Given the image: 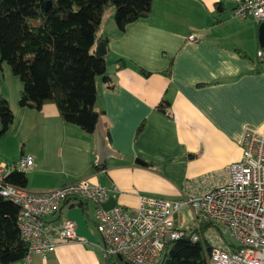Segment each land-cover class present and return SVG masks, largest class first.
Returning <instances> with one entry per match:
<instances>
[{"label":"crops","instance_id":"obj_1","mask_svg":"<svg viewBox=\"0 0 264 264\" xmlns=\"http://www.w3.org/2000/svg\"><path fill=\"white\" fill-rule=\"evenodd\" d=\"M233 7L229 0H153L151 15L123 32L115 24V10L105 11L93 52L105 58L113 87L102 77L96 80V109L104 112L97 133L104 134L108 124L114 154L100 171L95 169L98 134L66 124L54 103L41 110L21 107L24 84L3 62L0 95L8 99L14 121L0 137V163L10 166L32 155L28 191L89 180L110 188V197L128 208H136L142 194L182 199L227 181L229 166L241 158L245 127L264 131L260 24L232 17ZM193 32L200 36L197 42L188 41ZM119 59L125 68H117ZM163 99L171 104L169 116L156 110ZM67 219L77 223L81 241L10 264H103L96 206L64 205L47 223L60 226ZM192 220L185 207L180 221Z\"/></svg>","mask_w":264,"mask_h":264},{"label":"built area","instance_id":"obj_2","mask_svg":"<svg viewBox=\"0 0 264 264\" xmlns=\"http://www.w3.org/2000/svg\"><path fill=\"white\" fill-rule=\"evenodd\" d=\"M229 1L234 4L232 17L264 22V0ZM199 39L196 32L188 35V41ZM257 55L263 58L264 50L259 49ZM240 146L241 158L229 166L227 181L182 199L142 194L136 208L116 204L106 210L103 204L111 189L100 182L79 180L47 192H30L9 183L6 179L13 171L34 170L32 155L22 156L10 166L0 163V196L20 207L18 226L29 246L27 261L33 254L46 257L60 243L81 241L74 220L54 226L47 218L64 205L90 202L96 206L103 264H115L111 260L115 257L129 264H159L166 244L188 234V227L180 221L185 207L197 230L190 234L192 240L210 245L208 264H264V131L245 127ZM200 220L212 222L220 231L202 235ZM224 234L230 241L225 242Z\"/></svg>","mask_w":264,"mask_h":264},{"label":"trees","instance_id":"obj_3","mask_svg":"<svg viewBox=\"0 0 264 264\" xmlns=\"http://www.w3.org/2000/svg\"><path fill=\"white\" fill-rule=\"evenodd\" d=\"M152 5L153 0H0V80L3 79L1 64L6 62L24 84L19 100L21 107L41 110L45 104L54 103L66 124L97 135L104 112L96 109V80L102 77L105 84L113 87L105 58L93 52L100 40L103 15L113 7L115 24L123 32L129 24L149 17ZM216 6L222 10L220 4ZM117 63L118 69L126 67L123 59ZM141 73L149 74L143 69ZM170 107V102L163 99L156 110L169 116ZM13 121L10 103L0 95V137L8 132ZM104 126L109 143V127ZM143 128L144 122L138 128V135ZM149 166L153 163L149 162ZM105 168V165H95L98 171ZM6 180L22 188L28 182L26 173L18 170ZM85 203L90 202L78 204ZM19 212L17 204L0 196L2 264L23 260L28 255L29 246L22 240L18 226ZM199 223L204 235L212 229L220 231L210 221ZM185 231L187 235L166 244L159 264L167 261L169 264H208L209 243L192 240L190 234L197 231L193 224ZM111 260L115 263L114 258Z\"/></svg>","mask_w":264,"mask_h":264},{"label":"water","instance_id":"obj_4","mask_svg":"<svg viewBox=\"0 0 264 264\" xmlns=\"http://www.w3.org/2000/svg\"><path fill=\"white\" fill-rule=\"evenodd\" d=\"M49 6V4H48ZM259 41L262 47H264V22L260 24L259 27ZM98 56H101L102 53L100 51L97 53ZM96 152H97V165L103 166L106 163V160L108 157L114 154V151L110 148L107 138L103 133H98L97 139H96ZM138 163L142 165H147L145 161H142L141 159H137ZM116 200L113 197H110L104 204L103 207L106 210L111 209L116 205ZM129 264V263H125ZM166 264H169V261L166 262Z\"/></svg>","mask_w":264,"mask_h":264},{"label":"rangeland","instance_id":"obj_5","mask_svg":"<svg viewBox=\"0 0 264 264\" xmlns=\"http://www.w3.org/2000/svg\"><path fill=\"white\" fill-rule=\"evenodd\" d=\"M109 8H111L112 11H114V8H113V7H109ZM109 8H108V9H109ZM108 9H107V10H108ZM107 10H106V11H107ZM108 12H109V10L107 11V14H108ZM193 222H194V221H192L191 224H189V225H188V224H185L184 226H185V227L191 226V225L193 224ZM208 232L211 233V232H214V230H213V231H208ZM98 234H99V233H98ZM201 234H202V232H201ZM99 235H100V234H99ZM202 235H204V234H202ZM224 238H225V239H224L225 242L230 241V238H229V236H228L227 234H224ZM114 259H115V264H120V263L118 262L119 260H118L117 257H115ZM124 262H125V261H124Z\"/></svg>","mask_w":264,"mask_h":264}]
</instances>
